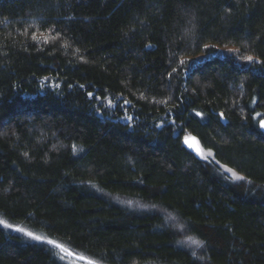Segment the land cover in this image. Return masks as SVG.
I'll return each instance as SVG.
<instances>
[{"label":"trees","instance_id":"trees-1","mask_svg":"<svg viewBox=\"0 0 264 264\" xmlns=\"http://www.w3.org/2000/svg\"><path fill=\"white\" fill-rule=\"evenodd\" d=\"M261 120L264 0H0V264H264Z\"/></svg>","mask_w":264,"mask_h":264},{"label":"snow or ice","instance_id":"snow-or-ice-1","mask_svg":"<svg viewBox=\"0 0 264 264\" xmlns=\"http://www.w3.org/2000/svg\"><path fill=\"white\" fill-rule=\"evenodd\" d=\"M33 39H36V37L33 36ZM45 42H47V41H45ZM244 59H245L246 61H248V62H254V58H253L252 56H246V57H244ZM180 63H181V65H183V64L185 63V61L182 60ZM174 71H175V69H174ZM91 95H92V94L89 93V96H91ZM125 103L127 104V103H130V102L126 100ZM165 103H166V101H165ZM109 106H111V101H109ZM196 115H197V116H202V113L197 112ZM257 115H259V114H257ZM220 118H221V119H224V114H223V113L220 114ZM129 119H130V117H129ZM157 127H159V125H157ZM260 127H261V128H264V120H261V121H260ZM193 139H194V138H193ZM185 143H188V140H187V139L185 140ZM191 146H192V145L189 144V147H191ZM212 155H213L212 151H211V150H208V152H207V156H212ZM225 170H226V171H229V172L232 173V177H233V179H238V180H239V179H244L243 177L238 176L234 171H232V169H225ZM0 224H2L4 227H7V228H11V227H12V225H10V224H6L3 220H0ZM15 230H16V231H20V232H24L25 235L29 236L30 238H32V239H34V240H37V241H45V238H44V237H41V236L35 235V234L31 233V232H26V231H25L24 229H22V228H16ZM46 242H47L48 244H50V245H53V246L56 247L57 249H60L61 252H67L69 255H72V253L69 252V250L65 249L61 244H59V243H57V242H55V241H52V240H46ZM61 258L63 259V257H61ZM79 258H80V259H83V257H79ZM88 264H98V262H96V261H92V260H89V261H88Z\"/></svg>","mask_w":264,"mask_h":264},{"label":"rangeland","instance_id":"rangeland-1","mask_svg":"<svg viewBox=\"0 0 264 264\" xmlns=\"http://www.w3.org/2000/svg\"><path fill=\"white\" fill-rule=\"evenodd\" d=\"M122 108L124 109L125 108V106L123 105L122 106ZM193 148L195 149V148H197V145H195V144H193ZM1 220V219H0ZM170 222H172V221H170ZM6 223V222H5ZM7 224V223H6ZM0 227L1 228H3L4 230H7V231H9L10 229H12L13 227H11V228H7V227H4L2 224H0ZM26 232H28L27 230H25ZM19 235H21L22 237H27V238H30L29 236H27V235H25L24 234V232H20V231H18L17 232ZM39 235V234H38ZM40 236H42V235H40ZM32 239V238H31ZM46 240H49V239H47V238H45V241H39V242H44V243H46V244H48L47 242H46ZM51 248L53 247L55 250H56V252L58 251V254L61 256V257H63V259H60V261L62 262V263H64V264H88V261L89 260H92V259H90V258H88V257H86V256H84V255H82V254H80V255H77V254H74V253H72V255H69L67 252H61L60 251V249H57L56 247H54L53 245H50V244H48ZM57 254V253H56ZM57 254V255H58ZM79 257H83V259H80ZM92 261H94V260H92ZM98 264H100V263H98Z\"/></svg>","mask_w":264,"mask_h":264},{"label":"water","instance_id":"water-1","mask_svg":"<svg viewBox=\"0 0 264 264\" xmlns=\"http://www.w3.org/2000/svg\"><path fill=\"white\" fill-rule=\"evenodd\" d=\"M259 128H260V131L264 134V128L260 127V123H259ZM188 144H191V141H189Z\"/></svg>","mask_w":264,"mask_h":264}]
</instances>
